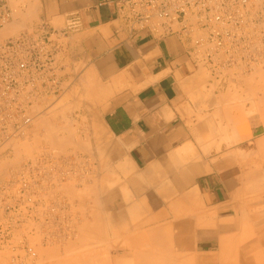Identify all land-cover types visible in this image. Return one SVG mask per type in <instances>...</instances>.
I'll return each instance as SVG.
<instances>
[{"label": "crops", "instance_id": "0c3cea01", "mask_svg": "<svg viewBox=\"0 0 264 264\" xmlns=\"http://www.w3.org/2000/svg\"><path fill=\"white\" fill-rule=\"evenodd\" d=\"M29 3L34 15L27 26L42 23L48 33L68 28L53 35L62 83L93 91L103 146L97 150L92 141V151L105 158L103 207L116 236L126 242L181 220L191 245L180 248L204 255L197 264H264V234L246 246L233 245L240 235L234 213L238 167L211 165L190 150L191 114L199 112L201 94L211 85L201 84L188 46L172 35L128 38L110 0Z\"/></svg>", "mask_w": 264, "mask_h": 264}, {"label": "built area", "instance_id": "2783aa9c", "mask_svg": "<svg viewBox=\"0 0 264 264\" xmlns=\"http://www.w3.org/2000/svg\"><path fill=\"white\" fill-rule=\"evenodd\" d=\"M110 2L128 38L145 33L182 40L193 68L213 83L208 90H238L241 77L264 69V0ZM13 18L8 0H0V30ZM67 30L48 33L38 23L0 37V162L22 158L18 168L0 170V264H40L35 241L57 245L77 233L79 214L60 187L89 180L93 162L75 152L60 156L43 144L27 148L35 120L64 90L53 35ZM38 223L44 228L36 230Z\"/></svg>", "mask_w": 264, "mask_h": 264}, {"label": "rangeland", "instance_id": "374dc122", "mask_svg": "<svg viewBox=\"0 0 264 264\" xmlns=\"http://www.w3.org/2000/svg\"><path fill=\"white\" fill-rule=\"evenodd\" d=\"M8 2L14 10V18L0 30L2 38L17 34L27 26L28 20L34 15L30 0H8ZM207 79L208 77L202 73L201 84L203 86L210 84V88H213V83H208ZM238 85V90L222 92L207 90L205 94H201L203 105L199 112L191 114L193 140L190 150L197 153L195 159L207 158L211 165L238 167L239 189L234 213L239 225L240 238L235 239L234 243L246 246L262 239L264 234V167L262 166L264 69L256 75L241 77ZM63 88V92L52 98L45 111L35 120L31 145L27 148L43 144L60 156L70 152L82 157L87 156L93 162L92 168L88 169L92 173L89 180L79 182L72 180L64 188L79 214L75 237L60 245L42 246L39 241H35L39 263L119 264L122 261L127 264H151L153 261L152 264H197L201 260L205 262L202 254L194 251L182 252L180 247H190L191 236L183 237L182 224H178L179 222L159 224L143 231L141 236L131 237L130 241L126 242L124 238L116 236L117 233L115 234L103 207L106 193L103 181V173L106 170L105 158L102 152L92 151V141L97 150L103 146L102 138L98 134L99 112L98 109L91 108L95 99L93 91L69 89V83H63ZM198 97L194 98V101ZM5 165L7 161H1L0 170ZM155 228L169 231L165 233L169 238L164 239L166 237L163 236L162 230L161 232L157 230L156 233L159 235L155 234ZM120 249H127V252L119 251ZM134 249L138 251L140 257L137 255L134 257L136 252ZM236 253L234 256L237 255ZM179 256L180 259L182 258L180 262Z\"/></svg>", "mask_w": 264, "mask_h": 264}, {"label": "bare ground", "instance_id": "6f19581e", "mask_svg": "<svg viewBox=\"0 0 264 264\" xmlns=\"http://www.w3.org/2000/svg\"><path fill=\"white\" fill-rule=\"evenodd\" d=\"M238 118V117H237ZM264 119V118H263ZM242 120H243V118H242ZM42 121V120H41ZM234 122V121H233ZM243 123V122H242ZM244 123H245V121H244ZM36 124V123H35ZM238 124V123H237ZM247 126V125H246ZM244 127V126H243ZM242 128V127H241ZM241 128H240V130H241ZM248 129V128H247ZM261 142V141H260ZM260 142H259V144H260ZM13 143H15V147L16 148H21L22 146V142L21 141H18V140H15V141H13ZM262 144V143H261ZM186 150V149H185ZM203 154V153H202ZM15 156H17V157H15L13 160H6L7 161V165H11V164H16L15 165V168H18V165H19V163H20V161H21V159L22 158H20V156L18 155V154H16ZM180 157V156H179ZM181 161H182V158H181ZM257 162V161H256ZM258 163H260L259 162V160H258ZM257 164V163H256ZM258 165V164H257ZM260 166V165H259ZM262 166L264 167V159L262 160ZM5 167H3L1 170H3ZM12 170H14V169H12ZM12 170H11V172H12ZM79 176V173L77 174V177ZM163 184V183H162ZM168 187V186H167ZM64 188L65 187H60V190H62L64 193H65V195H66V197L68 198V200L70 201V203H71V206L73 207V208H75L74 207V205L72 204V202H71V200H70V198H69V196L67 195V193L65 192V190H64ZM159 189V188H158ZM162 190V189H161ZM164 190V189H163ZM238 190V189H237ZM158 192V191H157ZM238 192V191H237ZM160 193V192H159ZM163 193V192H162ZM235 193V192H234ZM237 195V194H236ZM233 196H234V194H233ZM239 196V195H238ZM8 204V203H7ZM2 210H0V212H1ZM247 211V210H246ZM258 211V210H257ZM240 213V212H239ZM2 214V213H1ZM187 214V213H186ZM185 215V214H184ZM240 215H242V214H240ZM234 218V217H233ZM247 218H249V217H247ZM181 219V218H180ZM200 219V218H199ZM241 219H243V218H241ZM254 219V218H253ZM243 220H246L245 218L243 219ZM249 220V219H248ZM172 221V220H171ZM181 220H179V222H180ZM183 221V220H182ZM197 221V220H196ZM202 221V220H201ZM234 221V220H233ZM178 222V221H177ZM195 222V221H194ZM193 222V223H194ZM241 222H243V221H241ZM246 222V221H245ZM175 224H177V223H175ZM249 224H251V223H249ZM38 225H39V227L38 228H36V230H41L42 228H44V224L43 223H38ZM161 225V224H160ZM170 225V224H169ZM108 226V225H107ZM195 226V225H194ZM104 227H105V225H104ZM157 228H159V227H157ZM162 228V227H161ZM244 228V227H243ZM155 230H156V228H155ZM157 230H159L160 232H161V230L162 231H164V234H163V236H165V233H166V229L164 230V229H157ZM157 230L154 232L155 234H157V235H159L158 233H156L157 232ZM253 230V229H252ZM89 231V230H88ZM167 232H169V231H167ZM249 232V231H248ZM253 232V231H252ZM93 233V232H92ZM107 234V233H106ZM169 234V233H168ZM170 235V234H169ZM102 236H103V234H102ZM240 236V235H239ZM92 237V236H91ZM157 237H159V236H157ZM166 238H164V239H167V237L168 236H165ZM194 237V236H193ZM160 238H161V236H160ZM169 238V237H168ZM185 238V237H184ZM240 238V237H239ZM82 239V238H81ZM228 239V238H227ZM226 239V240H227ZM102 240V239H101ZM226 240L224 239V243L223 244H225V243H227L226 242ZM229 240V239H228ZM227 240V241H228ZM245 240V239H244ZM74 241H75V239H74ZM239 241V240H238ZM104 242V241H103ZM62 244V243H61ZM237 244V243H236ZM236 244H233V245H236ZM60 245V244H59ZM107 246V245H106ZM106 246H105V248H106ZM219 246H220V244H219ZM224 246V245H223ZM232 246V245H231ZM236 247H238L237 245H236ZM104 248V250H106ZM113 248V247H112ZM221 248L222 249H224V247H222L221 246ZM232 247H230V249H231ZM260 248V247H259ZM234 249V248H233ZM236 249V248H235ZM175 250V249H174ZM103 252V251H102ZM177 252H179V251H177ZM177 252H175V253H177ZM235 252V251H234ZM178 255H179V253H177ZM135 255H137L138 257H140L139 256V254L137 253V254H134V257H135ZM94 256V255H93ZM143 256V255H142ZM160 256V255H159ZM162 256H164V255H162ZM181 256V255H180ZM180 256H179V259H180ZM96 257V256H95ZM137 257V258H138ZM178 257V256H177ZM184 257V256H183ZM136 258V259H137ZM185 258V257H184ZM99 259V258H98ZM107 259H109V258H107ZM135 259V258H134ZM158 259H160V258H158ZM163 259V258H162ZM165 259V258H164ZM166 259H168V258H166ZM178 259V260H179ZM182 259V258H181ZM179 260V262L180 261H182V260ZM193 259H194V257H193ZM155 260V259H154ZM185 260H186V258H185ZM102 261V260H101ZM100 261V262H101ZM108 261V260H107ZM107 261H105V263H107ZM138 261V260H137ZM160 261V260H159ZM161 261H163V260H161ZM170 261V260H169ZM95 262V261H94ZM96 262H97V260H96ZM122 261H120V263L119 264H123V262L121 263ZM149 262V261H148ZM147 262V263H148ZM153 262V261H152ZM152 262H151V264H152ZM157 263H158V261H156ZM176 262V261H175ZM184 262V261H183ZM182 262V263H183ZM194 262V261H193ZM139 263V262H138ZM184 263H186V262H184ZM103 264V263H102ZM107 264H109V262L107 263ZM141 264V263H140ZM160 264V263H159ZM162 264V263H161ZM166 264V263H165Z\"/></svg>", "mask_w": 264, "mask_h": 264}]
</instances>
